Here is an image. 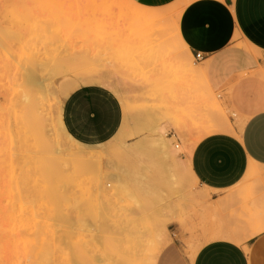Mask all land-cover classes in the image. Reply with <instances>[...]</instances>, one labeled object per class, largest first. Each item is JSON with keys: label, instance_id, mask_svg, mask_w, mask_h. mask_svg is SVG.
<instances>
[{"label": "rangeland", "instance_id": "1", "mask_svg": "<svg viewBox=\"0 0 264 264\" xmlns=\"http://www.w3.org/2000/svg\"><path fill=\"white\" fill-rule=\"evenodd\" d=\"M59 1L67 0H0V177L12 179L0 198V264H119V242L135 236L145 239L143 262L198 202L192 177L179 168L202 136L192 131L235 114L218 94L208 97L179 41L184 0L155 10L164 15L151 22L132 15L146 11L130 0H77L95 6L79 23L36 21L21 8ZM38 59L44 64L32 73L48 92L29 131L22 117L28 76L17 91L13 84L18 68L31 72ZM76 64L107 78L101 84L125 114L121 132L92 147L102 156L77 169L66 161L81 146L59 122L62 87L87 84L69 69Z\"/></svg>", "mask_w": 264, "mask_h": 264}, {"label": "crops", "instance_id": "2", "mask_svg": "<svg viewBox=\"0 0 264 264\" xmlns=\"http://www.w3.org/2000/svg\"><path fill=\"white\" fill-rule=\"evenodd\" d=\"M131 1L147 10L181 3ZM178 8V34L208 97L218 94L235 116L215 122L228 121L229 131H192L202 135L188 155L198 202L172 225L154 264H264V0H184ZM124 120L107 86H80L63 102L65 131L86 146L110 142Z\"/></svg>", "mask_w": 264, "mask_h": 264}, {"label": "bare ground", "instance_id": "3", "mask_svg": "<svg viewBox=\"0 0 264 264\" xmlns=\"http://www.w3.org/2000/svg\"><path fill=\"white\" fill-rule=\"evenodd\" d=\"M131 1V0H130ZM133 3V2H132ZM91 6V7H90ZM85 7V8H82ZM137 9L141 10V11H146V12H139V11H135L136 13H133L132 15L134 17H138L141 18L144 21H155L158 19H161L164 15V13L162 12H157L155 10H147V9H143V8H139L137 6H135ZM22 10L24 13H27L31 18H33V20L39 21L42 19V21H47V20H51L50 18H53V20H59L60 18H67L68 21L70 22H74V23H79V21L82 19L83 13L84 11L89 12L90 8L92 11L95 10V6L94 5H89L88 4L85 6H81L80 3H78L77 0H73V1H59V2H55V3H51V4H40V5H35V6H28V5H22L21 6ZM91 11V12H92ZM153 11V12H152ZM46 13H48V17H43L44 15H46ZM131 15V16H132ZM50 17V18H49ZM177 21H178V17H177ZM179 41L181 43V45L187 50L186 46L184 45L183 41L181 40L180 36L178 37ZM188 51V50H187ZM42 61L41 64L36 65L37 61ZM34 62V65L29 67L31 72L27 71L28 69H26L25 67L22 66L21 69L18 68V79H16L15 83L13 84V88L16 87V89H14L15 91L18 90L19 87H22L21 85L24 84V82H19L21 79L23 80L24 78H26L27 76V86L23 89V105H22V117L29 121L30 123L28 124L29 127L27 128V130L29 129V131L31 130V126L32 125L31 121L32 118L37 119L39 117V112H38V100L41 102L43 97L46 96V93L48 92V85H43V83L41 81H39L35 76H34V72L33 70H36V67H40L44 64V61L41 59H38ZM70 70L74 71V72H81L83 74V78L82 80L87 83L85 85H102L101 83H105L107 82V78L105 76L99 75L96 72H94L92 69H87V68H81L78 66V64L76 65H71L69 67ZM28 73V75H27ZM18 80V81H17ZM39 86V90H35L34 88ZM105 86V85H103ZM71 84H66L62 87L61 89V93L62 94H67L66 98L69 96V94L71 92H73L75 89H77L80 86H77L76 88H73L71 91ZM57 101H55L54 103H56ZM223 116V115H221ZM59 122L61 124L62 130L64 132V136H66L67 138H69L70 140H72L74 143H76L77 145L81 146L78 148H74V152L72 153V155L70 156L71 158L68 159L66 161V164L68 166H70L71 168H79L81 165H83V162L85 161H89L91 164L95 163L102 155L101 151H98L97 149H93L92 147H96V146H86L83 145L79 142H76L75 140H73L68 133L65 131L63 124H62V107H61V111H60V115H59ZM224 118V117H222ZM227 120V118H226ZM231 129V127L229 126L228 121L225 123H220L219 125H217L216 123L214 125H212V127H210L206 133H212V132H217V131H229ZM26 130V131H27ZM28 131V132H29ZM200 139V138H199ZM198 139V140H199ZM197 140V141H198ZM41 145H44V142H40ZM193 145V144H192ZM191 145V146H192ZM176 148H179V146H176ZM178 152V151H177ZM176 152V153H177ZM190 154V149L188 150V155ZM188 155L186 156V158L183 160V162L179 165L180 169L182 168L183 171L187 172L188 175H191L190 172V168H189V159H188ZM256 173H258L255 169L251 168L248 172L249 175H255ZM6 183L9 184L8 188H10V184L12 183V179L8 182H3L2 181V177H0V198L5 194L6 190ZM169 239H165L164 242H167ZM120 246L118 249V257H119V264H154L155 258L157 253L159 252V250L161 249V246L156 247V252L154 253L153 256L149 257V259H147V257L145 258V260L142 262L143 258L142 256L145 254V239L144 236H135V237H127L125 240H122L119 242ZM165 243H162L161 245H164Z\"/></svg>", "mask_w": 264, "mask_h": 264}, {"label": "built area", "instance_id": "4", "mask_svg": "<svg viewBox=\"0 0 264 264\" xmlns=\"http://www.w3.org/2000/svg\"><path fill=\"white\" fill-rule=\"evenodd\" d=\"M196 57H197L198 60L201 59V55L200 54H197Z\"/></svg>", "mask_w": 264, "mask_h": 264}]
</instances>
